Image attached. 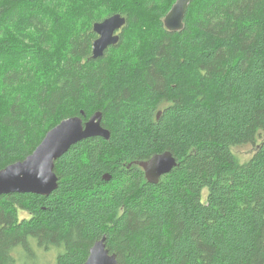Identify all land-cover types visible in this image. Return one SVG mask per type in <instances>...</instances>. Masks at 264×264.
<instances>
[{
	"label": "trees",
	"instance_id": "obj_1",
	"mask_svg": "<svg viewBox=\"0 0 264 264\" xmlns=\"http://www.w3.org/2000/svg\"><path fill=\"white\" fill-rule=\"evenodd\" d=\"M128 1L0 0V170L69 117L111 132L56 161L50 195L0 196V264H84L104 236L119 264H264V0H192L175 32L177 0ZM168 150L148 182L140 163Z\"/></svg>",
	"mask_w": 264,
	"mask_h": 264
},
{
	"label": "water",
	"instance_id": "obj_2",
	"mask_svg": "<svg viewBox=\"0 0 264 264\" xmlns=\"http://www.w3.org/2000/svg\"><path fill=\"white\" fill-rule=\"evenodd\" d=\"M191 2L192 0H177L174 3L164 18L165 27L169 31L175 32L184 28V19ZM126 23V17L116 13L94 24L98 38L93 43V58L102 57L110 46L119 42L118 31ZM82 115L84 116V112ZM102 119L103 113L97 111L87 121L81 116H73L50 129L33 153L0 170V196L11 193L50 195L58 187L55 163L60 157L84 139L95 136L110 139L111 132L103 126ZM177 164L176 157L168 150L153 155L149 160L141 162L140 166L148 182L157 184ZM105 179L108 181L111 176L105 175ZM84 264H119L117 254L110 253L106 246V236L91 247Z\"/></svg>",
	"mask_w": 264,
	"mask_h": 264
},
{
	"label": "rangeland",
	"instance_id": "obj_3",
	"mask_svg": "<svg viewBox=\"0 0 264 264\" xmlns=\"http://www.w3.org/2000/svg\"><path fill=\"white\" fill-rule=\"evenodd\" d=\"M127 3H129V1L127 0ZM113 8V7H112ZM132 10V9H131ZM130 11V10H129ZM132 12V11H131ZM134 13V11L132 12ZM143 16V15H142ZM144 18V17H143ZM121 31V30H120ZM137 30L135 29H131V31H128L127 33V38L128 39H132L134 37V35L136 36L137 35ZM139 35V34H138ZM66 36V35H65ZM64 36V37H65ZM61 36H58L57 37V40H60ZM135 39V38H134ZM139 41V39H137ZM253 149V146L251 145H244L242 147H238V148H235V152H236V155L239 157L240 160L244 161V160H247L251 155H252V150Z\"/></svg>",
	"mask_w": 264,
	"mask_h": 264
},
{
	"label": "flooded vegetation",
	"instance_id": "obj_4",
	"mask_svg": "<svg viewBox=\"0 0 264 264\" xmlns=\"http://www.w3.org/2000/svg\"><path fill=\"white\" fill-rule=\"evenodd\" d=\"M118 33H120V31H118Z\"/></svg>",
	"mask_w": 264,
	"mask_h": 264
}]
</instances>
